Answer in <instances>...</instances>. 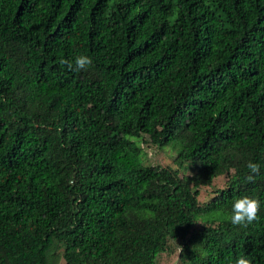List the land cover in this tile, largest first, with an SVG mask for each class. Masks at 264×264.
Masks as SVG:
<instances>
[{"label":"trees","instance_id":"16d2710c","mask_svg":"<svg viewBox=\"0 0 264 264\" xmlns=\"http://www.w3.org/2000/svg\"><path fill=\"white\" fill-rule=\"evenodd\" d=\"M170 244L264 264V0H0V264H159Z\"/></svg>","mask_w":264,"mask_h":264},{"label":"clouds","instance_id":"9594fccd","mask_svg":"<svg viewBox=\"0 0 264 264\" xmlns=\"http://www.w3.org/2000/svg\"><path fill=\"white\" fill-rule=\"evenodd\" d=\"M59 63L70 71L79 72L87 70L92 65V59L87 55H78L74 61L61 58ZM246 167L249 170L246 180L255 183L256 176L260 174V165L249 161ZM260 209L259 199L248 195L241 196L233 201L229 220L233 225L247 227L258 219ZM178 251L180 253L183 249L178 246ZM233 264H252V262L246 256L239 255L234 259Z\"/></svg>","mask_w":264,"mask_h":264},{"label":"rangeland","instance_id":"374dc122","mask_svg":"<svg viewBox=\"0 0 264 264\" xmlns=\"http://www.w3.org/2000/svg\"><path fill=\"white\" fill-rule=\"evenodd\" d=\"M140 146L143 148L144 152L146 153L145 156V163H149L151 165L160 164L165 166L167 164L173 165V160L175 158L176 150L172 146H164L163 148H157L154 145L141 141ZM189 173L188 168H183L182 172ZM226 175H221L217 179L213 181V186L215 188H222L225 186L226 182ZM211 188H202V194L200 196L201 200H205L208 198V195L211 193ZM49 257V256H48ZM158 263L159 264H177V246L176 244H170L168 251L165 253H161L158 256ZM55 264H65V260L62 255H60L59 259L56 261Z\"/></svg>","mask_w":264,"mask_h":264}]
</instances>
